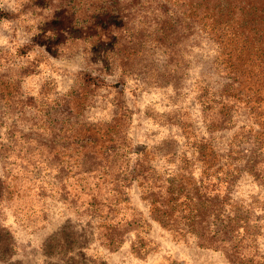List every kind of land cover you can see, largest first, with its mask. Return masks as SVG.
<instances>
[{
    "label": "trees",
    "instance_id": "obj_1",
    "mask_svg": "<svg viewBox=\"0 0 264 264\" xmlns=\"http://www.w3.org/2000/svg\"><path fill=\"white\" fill-rule=\"evenodd\" d=\"M20 1L21 11L36 4L52 9L56 25L46 31L60 26L80 43L87 68L68 91L39 102L38 96L21 92L37 62L18 65L9 50L0 48V128L7 134L0 136V159L11 166L7 173L22 166L44 173L46 185L39 187L99 218L100 237L108 246L121 244L131 226L143 232L151 226L143 214L117 218L137 183L149 216L174 236H192L199 246L223 252L230 264H264L259 248L264 200L246 204L233 195L244 173L264 186V0ZM15 16L0 6V20ZM205 39L215 52L212 68L224 78L218 89L205 79L196 84L208 132L197 133L184 114H173L167 121L180 126L191 155L178 151L177 140L165 141L158 149L171 166L157 167V154L146 145L136 147L129 136L133 110L123 98L126 79L148 73L145 54L157 46L172 64L165 84H178L186 69L184 48ZM34 45H20L17 54L28 57ZM115 72L120 76L114 84L120 86L116 114L106 122L89 120L86 111L100 88L112 85L105 77ZM34 108L40 113L37 128L46 126L52 134L46 140L19 127L18 120ZM241 114L246 122L224 146H216L215 133L236 128ZM45 152L50 157H37ZM9 176L0 175V264H22L9 261L14 244L1 219L2 202L13 186Z\"/></svg>",
    "mask_w": 264,
    "mask_h": 264
},
{
    "label": "rangeland",
    "instance_id": "obj_2",
    "mask_svg": "<svg viewBox=\"0 0 264 264\" xmlns=\"http://www.w3.org/2000/svg\"><path fill=\"white\" fill-rule=\"evenodd\" d=\"M0 6L17 12L18 16L0 20V48L9 50L18 65L34 59L37 65L33 73L27 75L21 86L24 96L54 98L68 91L75 83L79 71L87 68L80 43H73L68 33L48 27L55 26L52 9L36 4L21 11L20 0H0ZM54 23V24H53ZM35 42L30 55H18L17 49L27 42ZM202 40L198 45L184 48L186 69L178 84L168 80L172 66L169 54L162 47L151 46L145 54L148 59V73L140 77L126 79L123 98L133 110L129 136L136 147L151 148L157 156L154 164L160 168L171 166L158 148L165 141L177 140L178 151L188 150L187 139L180 126L167 120L173 114H184L192 128L199 134L208 131L203 120L202 108L196 99V84L199 80L209 81L215 89L221 87L224 78L214 72L212 61L215 52L212 46ZM191 46V45H189ZM146 62V61H145ZM119 74H108L106 81L112 85L100 88L95 102L86 111L91 121L106 122L116 114L115 96L120 86ZM157 81V82H156ZM45 106V105H43ZM246 115L237 117L236 128L215 133L216 146H224L227 138L237 127L246 122ZM38 109H28L26 116L18 120L24 132L32 137L46 140L52 136L46 126L38 127ZM0 136H7L5 128H0ZM26 138L18 142L17 149ZM164 150V148H163ZM25 151V148L22 152ZM41 158L50 157L46 152ZM11 167L0 159V175L8 177L13 186L2 202L4 224L9 227L14 244L10 262L22 264H230L224 253L213 248L201 247L195 238H178L149 216V206L142 199L137 183L129 189L130 202L117 214V218L139 219L143 214L151 224L143 232L138 226L129 227L121 244L108 246L100 237L97 217L82 214L58 197L42 190L44 173L32 172L25 166ZM22 168V169H21ZM17 170H22L17 174ZM25 170V171H24ZM44 181V182H43ZM46 185V184H45ZM233 195L238 201L253 204L264 200V186L244 173L234 186ZM258 211H261L257 208ZM123 218V220H126ZM143 244L144 249L139 250ZM259 248L264 253L263 233L259 238Z\"/></svg>",
    "mask_w": 264,
    "mask_h": 264
}]
</instances>
